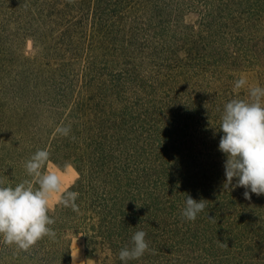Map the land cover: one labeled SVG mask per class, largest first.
Wrapping results in <instances>:
<instances>
[{
  "label": "trees",
  "instance_id": "trees-1",
  "mask_svg": "<svg viewBox=\"0 0 264 264\" xmlns=\"http://www.w3.org/2000/svg\"><path fill=\"white\" fill-rule=\"evenodd\" d=\"M24 1L30 7L36 2ZM45 2L50 16L64 23L55 38L65 40L74 54L62 68L100 85L107 93L104 104L108 98L115 114L97 135L89 131L85 156L74 165L78 177L66 190L79 193V213L57 204L48 213L56 237L45 236L28 251L0 237V264H71L72 236L79 235L86 257L96 264H123L119 251L139 230L147 233L155 254L146 252L128 264L264 262V195L246 200L244 188L224 189L225 156L218 150L223 106L247 99L249 88L234 90L225 80L226 95L220 96L218 88L204 86L216 67H235L233 73L244 67L254 70L256 86L264 87V0ZM87 19L91 29L81 47L75 32ZM169 35L182 37L184 50L178 51L185 54L186 73L194 74L196 90L187 103L158 82L159 73L153 77L155 72L140 67L179 61ZM218 51L223 60L215 61ZM159 92V102L146 107ZM42 137L31 131L18 138L11 156L0 146L5 159L0 158V182L15 186L32 179L24 165L43 146ZM186 195L207 201L194 222L181 217Z\"/></svg>",
  "mask_w": 264,
  "mask_h": 264
},
{
  "label": "rangeland",
  "instance_id": "rangeland-1",
  "mask_svg": "<svg viewBox=\"0 0 264 264\" xmlns=\"http://www.w3.org/2000/svg\"><path fill=\"white\" fill-rule=\"evenodd\" d=\"M32 4L34 7L27 5L24 0H0V146L6 147V155L11 156L9 152L18 138L24 139L31 131L39 132L43 135V146L40 149L47 148L51 153L42 171H57L62 177L64 189H67L78 177L74 165L77 164L78 156H85L86 135L89 131L97 135L101 123L103 126H109V123L104 124V121L112 120L115 109L108 98L104 104L107 93L101 91L100 85L89 82L79 74L72 77L62 68L72 61L71 57L74 56L69 52V48H66L65 40L55 38L63 33L64 23L50 16L51 11L45 0H36ZM50 21H54V24ZM90 29L88 19L81 27L76 28L75 33L81 40V47L83 42H86L84 37L89 34ZM168 37L178 45L175 55L179 61L159 67L142 62L140 67L155 72L153 77L159 73L158 82L174 93V96H185L187 103L192 100V92L196 90L192 81L194 74L186 73L185 54L178 51L184 50V44L180 42L182 37ZM85 53L86 51L81 49V54L78 55L81 61V56ZM94 55L102 61L99 55ZM214 59L223 60V55L218 51ZM81 61L78 63H82ZM230 68L227 67L225 71L223 67L213 69L216 74H213V78H209L210 83L204 86L218 88L217 94L220 96L226 95L221 93L227 86L225 83L229 82L234 86V82L241 77L247 81L245 88L256 86L254 70L243 67L241 69L244 71L233 73L235 67ZM167 93L165 90L164 94ZM158 97H163L162 92L149 97L144 102L145 106L155 105L159 102ZM165 121L163 124L167 123ZM61 125L71 126L69 136L55 133L56 127ZM203 130L207 131L208 127L205 126ZM93 138L96 139L94 134ZM86 152L88 154L89 150ZM0 158L5 160L3 155ZM57 204L53 201L51 209ZM78 250L77 264H96L94 259L86 257L84 239L80 235L72 236L71 252L76 253ZM254 264L264 262L256 261Z\"/></svg>",
  "mask_w": 264,
  "mask_h": 264
},
{
  "label": "clouds",
  "instance_id": "clouds-1",
  "mask_svg": "<svg viewBox=\"0 0 264 264\" xmlns=\"http://www.w3.org/2000/svg\"><path fill=\"white\" fill-rule=\"evenodd\" d=\"M246 83L243 77L237 79L234 90L242 89ZM219 119L218 131L223 135L218 150L225 156L224 189L242 187L246 200H251V194L264 195V87H251L247 99L233 98L225 103ZM70 132V125L55 129L56 134L64 137ZM50 156V151L45 148L37 150L27 160L24 167L32 179H25L15 186L0 182V237L4 244H14L18 249L28 251L45 236L54 239L56 232L50 226L55 220L48 215L53 201L79 213L76 203L79 193L64 189L57 171H42ZM206 207V200L197 201L186 195L181 217L194 222ZM146 236L143 230L132 234L129 245L119 251L123 264L140 259L146 252L155 254ZM221 246L227 247V244L221 243ZM78 254L79 250L71 252L72 264H77Z\"/></svg>",
  "mask_w": 264,
  "mask_h": 264
}]
</instances>
